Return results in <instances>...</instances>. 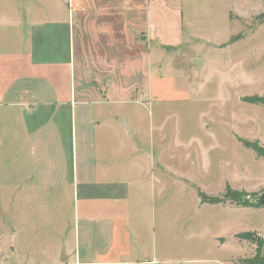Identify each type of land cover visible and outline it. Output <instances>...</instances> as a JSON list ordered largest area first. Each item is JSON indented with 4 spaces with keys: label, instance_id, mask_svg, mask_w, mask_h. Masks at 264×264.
Segmentation results:
<instances>
[{
    "label": "rangeland",
    "instance_id": "1",
    "mask_svg": "<svg viewBox=\"0 0 264 264\" xmlns=\"http://www.w3.org/2000/svg\"><path fill=\"white\" fill-rule=\"evenodd\" d=\"M72 1L80 8L73 12L76 98L103 102L87 106L86 126L77 111L79 151L85 144L80 137L86 135L93 166L95 138L107 135L122 150L98 160L129 171L121 231L128 243H121V258L135 264H231L238 255L232 263L244 264L250 255H264L257 233L256 241L239 240L241 246L232 236L239 230L263 233L264 207L207 203L208 197H222L226 181L236 191L256 195L251 191L264 180L263 157L236 137L264 134V106L241 98L264 93V23L257 19L264 13V0H176L183 41L175 46H161L149 37L146 0ZM55 7L51 0H0V51L27 32L12 25L17 18L44 16L41 11ZM194 59L203 60L200 71ZM3 115L0 108V125ZM124 119L136 128L124 136L127 144L116 138ZM6 128L3 134H23L21 126ZM132 143L139 151H131ZM5 145L7 141L0 147V168L15 163L37 167L32 143L19 139L16 158ZM55 188L51 192L59 199L48 191L47 204L23 207L33 221L25 223L21 247L26 257L56 264L66 246L73 263L81 223L74 216L71 190L67 196L62 186ZM6 196L1 215L10 225L16 215L12 191L7 189ZM104 262L98 264H112Z\"/></svg>",
    "mask_w": 264,
    "mask_h": 264
},
{
    "label": "crops",
    "instance_id": "2",
    "mask_svg": "<svg viewBox=\"0 0 264 264\" xmlns=\"http://www.w3.org/2000/svg\"><path fill=\"white\" fill-rule=\"evenodd\" d=\"M51 1L56 7L41 11L44 16H32L33 13L29 16L19 15L12 25L27 32H22L17 41H12L14 43L10 48L0 51V108L4 110L0 147L3 148L2 143L7 141L5 148L14 151L11 154L16 158V150L22 145L17 147L15 143L20 139L21 142L32 143V153L38 158L37 167L15 163L13 167L0 168V264H45L37 261V258L26 257L25 249L21 247L27 227L25 223L33 221L32 217L24 215L23 207L30 203L33 206L47 204L48 191L52 197L55 194L51 191L58 190L55 187L60 186L67 191V196L69 190L72 192L73 212L75 219L81 223V230L77 233V249L72 256L75 261L69 263L71 253L64 246L58 253L56 264H98L100 261L135 264V261L126 262L121 258L124 250L120 248L122 242L128 243V237H123L121 231L126 225L125 205L129 197V182L124 175L129 171L123 166L109 167L99 161L105 159L109 152L112 155V152L120 153L122 149L113 147L107 135L96 137L92 153L97 162L92 166L86 135H83L80 142L85 144L79 151L77 111L80 110L81 124L86 126L87 106L103 104L101 101L86 102L76 98L73 12L80 8L75 7L72 0ZM175 1L146 0L145 27L149 37L161 46L180 45L183 41L182 11ZM162 28L165 30L162 31ZM148 93L149 96L153 94L149 86ZM123 121L128 123L125 119ZM8 125L21 126L23 134L17 135L16 131L3 134ZM129 128L131 133L128 134L122 127V133L116 136L121 143L126 142L125 137L136 132V128ZM252 135V138L247 136L250 139L247 141L255 140L264 148V134L258 135L254 131ZM107 143L109 150L106 149ZM134 150L139 151L132 143L131 151ZM56 157L58 161H55ZM226 183L235 190L229 181ZM259 184L260 187L251 192H263L264 180ZM7 189L12 191L16 212L11 217L10 225L6 224L5 213L1 215ZM58 196L54 198L59 199ZM225 206L238 208L235 205ZM40 213H43V209L37 216L41 220ZM243 232H255L259 236L264 234L256 229L235 231L232 236L238 245L241 242L236 235ZM4 238H8L7 249L1 245ZM263 246L264 242L260 245V253ZM253 255L249 258H253ZM260 255L264 257L262 253ZM235 258L231 259V264Z\"/></svg>",
    "mask_w": 264,
    "mask_h": 264
},
{
    "label": "trees",
    "instance_id": "3",
    "mask_svg": "<svg viewBox=\"0 0 264 264\" xmlns=\"http://www.w3.org/2000/svg\"><path fill=\"white\" fill-rule=\"evenodd\" d=\"M258 22L264 23V13L260 15V17L257 18ZM243 101L248 104H258L264 106V96H250V97H244ZM239 142L246 148H249L253 150L258 156L264 158V148L261 147L256 142H249L247 140L239 139ZM252 195L249 193H246L245 191H236L229 187V185H226V189L224 193L221 195L222 197H208L207 203L209 204H225L226 202L234 203L240 207H256L252 205L248 197ZM256 233L255 232H243L236 235L237 239H249V240H255L256 241ZM258 241V240H257ZM244 264H264V257L261 255H256L253 258L243 260Z\"/></svg>",
    "mask_w": 264,
    "mask_h": 264
},
{
    "label": "water",
    "instance_id": "4",
    "mask_svg": "<svg viewBox=\"0 0 264 264\" xmlns=\"http://www.w3.org/2000/svg\"><path fill=\"white\" fill-rule=\"evenodd\" d=\"M202 62H203L202 59H194L193 60L192 63L195 65L197 71H200ZM122 122H123V128L125 129V131L128 134L131 133V130H130L129 126H127V124L124 121H122ZM248 200L254 206L264 207V191L259 193V194H256V195H250L248 197ZM1 245L3 246L4 249L9 248L8 238L2 239L1 240ZM62 262H65V260L62 259Z\"/></svg>",
    "mask_w": 264,
    "mask_h": 264
},
{
    "label": "built area",
    "instance_id": "5",
    "mask_svg": "<svg viewBox=\"0 0 264 264\" xmlns=\"http://www.w3.org/2000/svg\"><path fill=\"white\" fill-rule=\"evenodd\" d=\"M261 240L264 242V234L260 235Z\"/></svg>",
    "mask_w": 264,
    "mask_h": 264
}]
</instances>
